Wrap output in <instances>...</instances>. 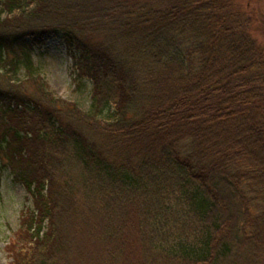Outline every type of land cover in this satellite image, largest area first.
<instances>
[{"label":"trees","instance_id":"1","mask_svg":"<svg viewBox=\"0 0 264 264\" xmlns=\"http://www.w3.org/2000/svg\"><path fill=\"white\" fill-rule=\"evenodd\" d=\"M253 23L239 0H0V160L33 200L8 264H264ZM53 36L89 109L34 66Z\"/></svg>","mask_w":264,"mask_h":264},{"label":"rangeland","instance_id":"2","mask_svg":"<svg viewBox=\"0 0 264 264\" xmlns=\"http://www.w3.org/2000/svg\"><path fill=\"white\" fill-rule=\"evenodd\" d=\"M254 18V36L264 43V0H239ZM31 57L49 92L67 101L77 102L83 109L92 103V82L84 80L81 86L75 82L73 59L61 36H53L42 44H33ZM21 89L38 94L37 87L29 80L25 70L19 74ZM9 86V85H8ZM33 206L31 193L19 181L9 167L0 160V264H8L10 256L6 245L21 226L22 212Z\"/></svg>","mask_w":264,"mask_h":264}]
</instances>
